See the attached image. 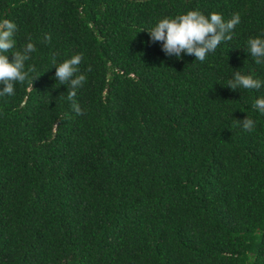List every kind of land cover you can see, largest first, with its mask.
Listing matches in <instances>:
<instances>
[{
	"label": "trees",
	"instance_id": "1",
	"mask_svg": "<svg viewBox=\"0 0 264 264\" xmlns=\"http://www.w3.org/2000/svg\"><path fill=\"white\" fill-rule=\"evenodd\" d=\"M190 10L240 15L204 62L147 31ZM2 19L36 51L0 97V264H264V87L226 86L264 81V0H0ZM76 54L83 115L55 77Z\"/></svg>",
	"mask_w": 264,
	"mask_h": 264
},
{
	"label": "clouds",
	"instance_id": "2",
	"mask_svg": "<svg viewBox=\"0 0 264 264\" xmlns=\"http://www.w3.org/2000/svg\"><path fill=\"white\" fill-rule=\"evenodd\" d=\"M240 22L238 13L225 21L222 14L217 12H212L209 16L198 10H190L174 18L165 17L147 31L153 43H161L166 55L177 58H180L182 54L194 55L195 60L204 62L208 54L214 52L222 42L232 39V32ZM16 32V23L9 19L0 20V85H3V88H0V97L14 95L16 83L24 84L29 80L30 73L35 71L33 67H28L26 70V62L36 51V45L29 38L22 49L17 50V42L14 38ZM50 41L51 36L46 35L43 42ZM246 51L254 58L256 64L264 65V38H249ZM10 52L13 55L11 60L8 55ZM82 59V54H76L56 65L55 72L59 84H66L68 88H71L67 99L73 101L72 109L77 115H83V111L80 105L74 102L76 89L86 82L84 74H77ZM53 64L55 65V60ZM91 70L89 66L88 71ZM226 86L234 91L237 89L260 90L264 87V81L237 71ZM253 107L264 114V96L256 99ZM240 123L245 131H252L255 127V121L249 117Z\"/></svg>",
	"mask_w": 264,
	"mask_h": 264
}]
</instances>
